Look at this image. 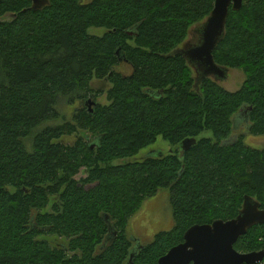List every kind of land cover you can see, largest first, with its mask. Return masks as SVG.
I'll use <instances>...</instances> for the list:
<instances>
[{"label": "trees", "instance_id": "obj_1", "mask_svg": "<svg viewBox=\"0 0 264 264\" xmlns=\"http://www.w3.org/2000/svg\"><path fill=\"white\" fill-rule=\"evenodd\" d=\"M49 2L0 1V264H130L129 222L161 189L174 227L134 264H157L195 224L235 218L246 195L264 209V148L245 136H264V0L231 9L214 51L217 64L244 71L236 91L210 77L196 87L187 60L167 57L215 0ZM95 80L111 85L105 104ZM242 109L248 129L238 136ZM159 137L171 154L126 162ZM190 137L197 144L181 150ZM234 247L264 249V224Z\"/></svg>", "mask_w": 264, "mask_h": 264}, {"label": "water", "instance_id": "obj_2", "mask_svg": "<svg viewBox=\"0 0 264 264\" xmlns=\"http://www.w3.org/2000/svg\"><path fill=\"white\" fill-rule=\"evenodd\" d=\"M1 1V0H0ZM245 0H215L214 8L200 26L201 40L198 45L178 47L167 57L183 56L197 72L196 87L205 77L216 80L227 77V67L216 63L214 51L226 34L231 9L240 11ZM49 0H32L33 10H42ZM133 34V32H131ZM96 102L89 98L90 109ZM93 111V110H92ZM197 144L194 137L185 139L180 148L187 151ZM94 147V146H92ZM264 224V209L255 198L246 195L238 215L231 220L216 219L210 224H195L184 234V241L169 250L157 264H255L264 258V252L240 253L234 244L250 228ZM135 252V251H134ZM131 253V257L134 256Z\"/></svg>", "mask_w": 264, "mask_h": 264}, {"label": "rangeland", "instance_id": "obj_3", "mask_svg": "<svg viewBox=\"0 0 264 264\" xmlns=\"http://www.w3.org/2000/svg\"><path fill=\"white\" fill-rule=\"evenodd\" d=\"M208 16L205 19H203V21L195 24L190 28L187 39L180 45V47L185 46V44L189 42L190 44H197L199 42L200 34L195 30L200 28V26L208 18ZM90 32L96 35L104 34L103 29L102 30L92 29ZM121 68L126 72H130L129 71L130 69L127 68L125 65ZM121 68H119V70H121ZM192 70L194 73V77L196 78L197 72L195 68L192 67ZM212 79L216 80L215 78ZM244 80H245V74L242 69L229 68L227 73V78L216 81H218L219 84L222 85L227 90L236 91L242 86ZM92 87L95 90H99V89L104 90V93L98 98L97 102L105 104L107 102L105 92L111 87V85L107 81L95 80L92 83ZM242 128L238 127V129H240L237 132L238 134L244 132V129ZM203 135L204 136L210 135V133L205 132ZM249 138L250 139L246 140V143L248 145H251L252 147L258 149L264 148V136L255 135ZM76 139H77L76 137L71 136L64 138L63 141L65 143H73ZM172 151H173L172 146L169 145L167 141L163 140L162 137H159L156 144L146 149H143L137 156L128 158L126 162L127 161L141 162L144 161L145 157L148 156L158 157L159 155V157H162V155H160L161 153H164V155H168L171 154ZM122 162H123L122 160L118 161V163H122ZM87 176H88L87 172L82 169L80 173L76 176V179L80 180L82 178H86ZM169 193L170 192L168 189H161L155 197L148 199L142 205L141 209L131 218L127 230L129 237L130 239H132L134 244H136L137 241H139L140 242L139 245H147L155 239L158 233L164 231H170L173 229L174 220H173V213L169 201ZM62 240L59 239L58 242L56 241L55 243L58 245L60 244V242H63Z\"/></svg>", "mask_w": 264, "mask_h": 264}, {"label": "flooded vegetation", "instance_id": "obj_4", "mask_svg": "<svg viewBox=\"0 0 264 264\" xmlns=\"http://www.w3.org/2000/svg\"><path fill=\"white\" fill-rule=\"evenodd\" d=\"M196 32H198L199 34H200V28L199 29H196L195 30ZM131 32H133V34H131ZM127 34L129 35V36H131V37H133V36H135V31H131V30H129V31H127ZM200 40H201V34H200ZM200 40H199V42H200ZM199 42L197 43V44H190V42L189 43H187V44H185V46H187V48H189V47H193V46H195V45H198L199 44ZM184 47V46H183ZM118 51H120V49L118 50ZM125 54V53H124ZM125 57V56H124ZM123 56L121 57V59H120V65H125L127 68H129L130 70L132 69V66H131V64L129 63V61L126 59V57L124 58ZM183 57V56H182ZM184 58V57H183ZM185 59V58H184ZM188 62V61H187ZM227 77H225V79H226ZM235 124H236V129H237V131H236V135L238 134L237 132H238V130H240V129H238V127H244V128H242V129H244V132H242V133H240V134H238V136L239 135H242L243 133H245V131H247V129H248V112H247V110L246 109H242L241 111H240V113L239 114H237L236 115V117H235ZM235 136V135H234ZM246 136V140H248V139H250L249 137H251V136H253V135H251V134H249V133H247V135H245ZM232 140H234L233 142H231L230 140H229V142H228V144H233L234 142H236L237 140H236V137H232ZM257 225H261V224H257ZM254 226H256V225H254ZM253 226V227H254ZM252 227V228H253ZM251 229V228H250ZM249 229V230H250ZM248 230V231H249ZM248 233V232H247ZM246 233V234H247ZM185 234V233H184ZM244 236V235H243ZM242 237V236H241ZM183 241H184V237H183ZM182 241V242H183ZM131 242H132V247H131V250H130V256H129V258H128V262H130V264H134V262H133V257H131V253L132 252H134V254L135 253H137L140 249H142L143 247H144V245H139L140 244V242L139 241H137V243L136 244H134V242L132 241V239H131ZM181 242V243H182ZM109 241L108 240H106L105 242H103V244L98 248V250H97V253L99 254L100 252H102V251H104L105 249H107V247L109 246ZM134 244V245H133ZM236 244V243H235ZM234 244V245H235ZM236 249V248H235ZM237 250V249H236ZM238 252H240V253H250V252H256V253H261V252H264V249H260V250H254V251H249V252H243V251H239V250H237ZM158 263V262H157ZM243 264H249V263H243ZM255 264H264V258H263V260L262 261H260L259 263H255Z\"/></svg>", "mask_w": 264, "mask_h": 264}, {"label": "bare ground", "instance_id": "obj_5", "mask_svg": "<svg viewBox=\"0 0 264 264\" xmlns=\"http://www.w3.org/2000/svg\"><path fill=\"white\" fill-rule=\"evenodd\" d=\"M203 21V20H202Z\"/></svg>", "mask_w": 264, "mask_h": 264}, {"label": "crops", "instance_id": "obj_6", "mask_svg": "<svg viewBox=\"0 0 264 264\" xmlns=\"http://www.w3.org/2000/svg\"><path fill=\"white\" fill-rule=\"evenodd\" d=\"M171 206V205H170Z\"/></svg>", "mask_w": 264, "mask_h": 264}]
</instances>
